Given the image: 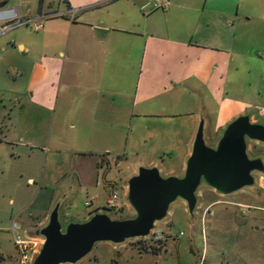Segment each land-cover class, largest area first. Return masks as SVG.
Listing matches in <instances>:
<instances>
[{
    "label": "crops",
    "instance_id": "crops-1",
    "mask_svg": "<svg viewBox=\"0 0 264 264\" xmlns=\"http://www.w3.org/2000/svg\"><path fill=\"white\" fill-rule=\"evenodd\" d=\"M19 1L10 8L18 9ZM25 1L36 3L31 21L42 28L31 47L17 36L2 42L1 53L7 51L24 82L6 91L21 109L29 103L37 114L52 112L57 132L66 119L70 135L56 133L55 143L86 146L75 154L83 163L75 164L73 174L78 192L93 186L104 193V205L93 212L105 208L110 193V184L99 183L100 153L145 158L147 167L155 157L174 158L182 172L199 120L207 127L210 117L220 121L226 112L221 100L219 115L210 113L202 92L213 77L208 62L216 24L225 26L231 18L228 0H167L163 10H152L150 0ZM244 106L236 105L219 126L252 113ZM25 182L34 185L32 176ZM42 191L47 190L38 188L36 197ZM60 198L70 197L64 191Z\"/></svg>",
    "mask_w": 264,
    "mask_h": 264
},
{
    "label": "rangeland",
    "instance_id": "rangeland-1",
    "mask_svg": "<svg viewBox=\"0 0 264 264\" xmlns=\"http://www.w3.org/2000/svg\"><path fill=\"white\" fill-rule=\"evenodd\" d=\"M15 1L10 0L3 9L10 8ZM228 3L231 18L225 26L216 24L208 62L213 77L202 92L206 97L203 105L210 113L219 115L221 100L226 108L220 121L210 117L204 129L203 137L210 146L215 145L224 130L219 123L236 105H248L256 117L253 121L264 124V0H228ZM17 7L20 13L14 21L17 25L0 36V49L5 39L13 36L28 47L37 42L38 31L31 21L36 15V3L22 0ZM26 21L27 25H18ZM1 52L0 264H19L21 256L16 244L30 241L34 225L45 222L44 215L47 218L59 206L58 220L64 231L71 222L86 221L90 212L104 205L105 198L100 187L95 191L92 186L93 190L87 193L77 191L73 171L75 164L83 162L77 161L79 157L75 154L84 153L86 146L53 141L56 133L70 135L66 119L57 132L55 123L52 125V112L37 114L29 103L20 108L22 103L18 105L6 88L19 89L24 82L17 72L18 65L7 51ZM247 142L248 155L259 156L264 163V143ZM96 158L104 159L103 166L98 168L100 185L115 183L123 188L120 211H105L106 208L99 211L113 219L133 218L135 213L125 202L124 186L128 177L148 161L120 160L113 154L102 153ZM152 161L161 177L169 170L175 172V177L181 173L176 170L178 159L155 157ZM27 176L33 177L34 185L25 182ZM261 176L260 184L255 182L252 187L226 196L210 193L211 189L201 183L197 189L199 201L192 214L181 199H176L169 205L166 217L155 222L163 234L159 249L146 248L143 252L133 241L120 245L100 242L75 264H264V174ZM40 187L47 191L36 197ZM64 191L70 197L67 200L60 199ZM96 193L98 199L93 201ZM86 202L90 203L88 207Z\"/></svg>",
    "mask_w": 264,
    "mask_h": 264
},
{
    "label": "water",
    "instance_id": "water-1",
    "mask_svg": "<svg viewBox=\"0 0 264 264\" xmlns=\"http://www.w3.org/2000/svg\"><path fill=\"white\" fill-rule=\"evenodd\" d=\"M4 5L0 3V9ZM251 115L247 112L227 123L214 146L208 145L203 137L206 122L201 118L178 177L174 176L176 174L161 177L155 165H144L131 174L124 186L125 202L135 213L131 219H113L97 210L83 223L71 222L62 231L59 206H56L45 222L34 228L30 240L37 242V249L30 264H75L87 256L96 243L120 245L148 238L158 230L155 222L166 217L169 205L176 199L184 202L189 214L194 212L201 183L220 196L259 183L264 163L259 156L248 155L247 140L264 143V124L253 121Z\"/></svg>",
    "mask_w": 264,
    "mask_h": 264
},
{
    "label": "built area",
    "instance_id": "built-area-1",
    "mask_svg": "<svg viewBox=\"0 0 264 264\" xmlns=\"http://www.w3.org/2000/svg\"><path fill=\"white\" fill-rule=\"evenodd\" d=\"M150 6L152 10H163L165 9L169 2L167 0H150ZM20 17L19 9L17 8H8V9H0V33H4L7 30L14 28L17 24H14ZM27 25L28 21L21 23L18 25ZM42 28L40 23H33V29L38 31ZM123 194V188L116 185L115 183L110 184V193L108 200L106 202L105 208L108 211L118 212L121 210V198ZM90 203H85V206L88 207ZM163 234L160 229L155 230L151 233L148 238L145 239H136L133 241L135 246L143 247V248H156L159 249V243L162 242ZM18 251L20 253L19 264H27L31 255L36 252L37 242L35 240H30L28 243H17L16 244Z\"/></svg>",
    "mask_w": 264,
    "mask_h": 264
},
{
    "label": "trees",
    "instance_id": "trees-1",
    "mask_svg": "<svg viewBox=\"0 0 264 264\" xmlns=\"http://www.w3.org/2000/svg\"><path fill=\"white\" fill-rule=\"evenodd\" d=\"M145 249H146V248L140 247V250L143 251V252H146ZM151 252H153V254H155V250H152Z\"/></svg>",
    "mask_w": 264,
    "mask_h": 264
},
{
    "label": "flooded vegetation",
    "instance_id": "flooded-vegetation-1",
    "mask_svg": "<svg viewBox=\"0 0 264 264\" xmlns=\"http://www.w3.org/2000/svg\"><path fill=\"white\" fill-rule=\"evenodd\" d=\"M135 245V244H134Z\"/></svg>",
    "mask_w": 264,
    "mask_h": 264
}]
</instances>
